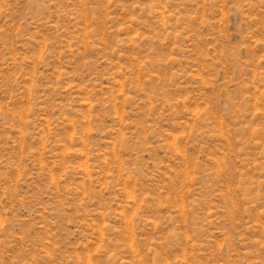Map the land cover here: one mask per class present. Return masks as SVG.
I'll use <instances>...</instances> for the list:
<instances>
[{
    "label": "rangeland",
    "instance_id": "rangeland-1",
    "mask_svg": "<svg viewBox=\"0 0 264 264\" xmlns=\"http://www.w3.org/2000/svg\"><path fill=\"white\" fill-rule=\"evenodd\" d=\"M0 264H264V0H0Z\"/></svg>",
    "mask_w": 264,
    "mask_h": 264
}]
</instances>
